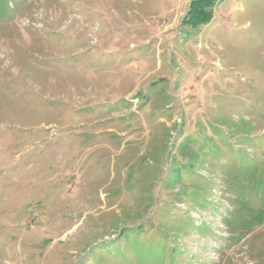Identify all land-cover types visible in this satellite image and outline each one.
Wrapping results in <instances>:
<instances>
[{
	"label": "rangeland",
	"instance_id": "rangeland-1",
	"mask_svg": "<svg viewBox=\"0 0 264 264\" xmlns=\"http://www.w3.org/2000/svg\"><path fill=\"white\" fill-rule=\"evenodd\" d=\"M192 1L0 0V264H264V0Z\"/></svg>",
	"mask_w": 264,
	"mask_h": 264
},
{
	"label": "trees",
	"instance_id": "trees-1",
	"mask_svg": "<svg viewBox=\"0 0 264 264\" xmlns=\"http://www.w3.org/2000/svg\"><path fill=\"white\" fill-rule=\"evenodd\" d=\"M194 4H197L198 7H196V5L194 6ZM211 5H214V2L212 3L210 0H193L192 1V6H191L192 8H191V11H190L189 15H193V16H197V15L210 16L209 12H211V9H210ZM207 8H209V10H207ZM184 168H187L186 169L187 171L185 173L193 172L188 164ZM169 180L170 179L167 178V180H166L167 184H168ZM184 182L192 184V182L189 181V180H185ZM165 185H166V183H165ZM167 187L169 188V186H167Z\"/></svg>",
	"mask_w": 264,
	"mask_h": 264
}]
</instances>
